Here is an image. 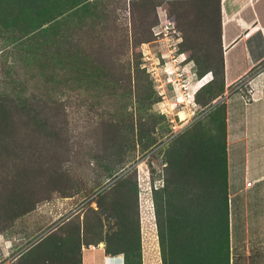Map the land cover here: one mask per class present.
Masks as SVG:
<instances>
[{"label":"rangeland","instance_id":"1","mask_svg":"<svg viewBox=\"0 0 264 264\" xmlns=\"http://www.w3.org/2000/svg\"><path fill=\"white\" fill-rule=\"evenodd\" d=\"M220 3L2 0L0 101L28 118L0 128V264L98 244L124 264H261L232 193Z\"/></svg>","mask_w":264,"mask_h":264},{"label":"crops","instance_id":"2","mask_svg":"<svg viewBox=\"0 0 264 264\" xmlns=\"http://www.w3.org/2000/svg\"><path fill=\"white\" fill-rule=\"evenodd\" d=\"M218 21L228 154L230 137L245 140L239 150L246 180L236 184L239 186L232 193L244 207L251 205V209L244 210L251 228L243 233L251 241L258 240L264 264V0H221ZM235 83L234 89H230ZM232 122L243 126L238 134H231ZM248 180L252 185L246 186ZM78 264H124V259L121 254L107 253L100 244L86 245L81 248Z\"/></svg>","mask_w":264,"mask_h":264},{"label":"trees","instance_id":"3","mask_svg":"<svg viewBox=\"0 0 264 264\" xmlns=\"http://www.w3.org/2000/svg\"><path fill=\"white\" fill-rule=\"evenodd\" d=\"M0 4H2V0H0ZM26 5L27 4H24V6H26ZM24 109L25 108H23L21 106L9 104L8 101H3V102L0 101V113H1L0 114V128L1 127H5L7 125L6 119H13L15 116H17V117L18 116L27 117L28 118L27 114L23 115V113H26V112H23ZM25 122H28V121H25ZM6 128H7V126H6ZM11 133H13V132L9 131V136L8 137L0 135V150H3L2 148L6 147V145L10 144V141L7 140V139L11 138L10 137ZM223 235H224L223 241L227 245L229 243L228 222H227V225L224 226V230L222 232V237H223ZM105 250H106V248H105ZM106 252L110 253V250L107 249ZM214 255H216V253ZM79 262H80V260H79ZM210 263L211 264H219V259H217V255H216L215 260L211 261ZM220 263L229 264V255L225 253V255L222 258V260L220 261Z\"/></svg>","mask_w":264,"mask_h":264},{"label":"built area","instance_id":"4","mask_svg":"<svg viewBox=\"0 0 264 264\" xmlns=\"http://www.w3.org/2000/svg\"><path fill=\"white\" fill-rule=\"evenodd\" d=\"M246 186H250V185H252V181H250V180H248V181H246Z\"/></svg>","mask_w":264,"mask_h":264}]
</instances>
